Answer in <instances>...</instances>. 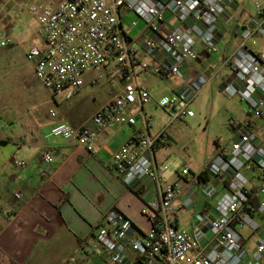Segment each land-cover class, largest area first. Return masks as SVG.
<instances>
[{
    "label": "built area",
    "instance_id": "obj_1",
    "mask_svg": "<svg viewBox=\"0 0 264 264\" xmlns=\"http://www.w3.org/2000/svg\"><path fill=\"white\" fill-rule=\"evenodd\" d=\"M31 1L26 8L37 17L44 43L31 47L26 58L35 63L37 80L47 90L70 98L91 74H95L94 84L105 77L123 82L121 91L90 121L74 126L62 120L51 134L91 148L99 132L134 128L114 153L110 167L128 187L140 192L145 202L141 215L150 228L143 232L125 214L110 210L96 228L90 264H264V142L257 133L258 122L264 120V7L254 3L257 13L239 25L237 48L221 66L229 70L221 90L246 105L243 120L227 122L231 148L212 161L206 173L196 174L185 166L179 180L170 181L157 155L171 143L170 125L195 116L192 105L198 89L183 88L163 97L159 106L170 121L153 134L154 122L146 111L151 94L137 79L149 71L162 78L182 76L194 63L220 56L237 2ZM129 13L143 23L140 29L136 21L124 23ZM172 15L176 22L170 25ZM132 30L137 34L132 35ZM139 43L149 60L139 57ZM12 44L0 30V50ZM152 60L156 65L148 63ZM50 116L58 118L53 110ZM54 154L53 149L43 150L40 162L51 164ZM15 165L25 168L27 162L16 160ZM250 168H259V173L249 178L243 170ZM222 188L226 193L209 210L208 225H202V217L193 230L178 226V211L212 201Z\"/></svg>",
    "mask_w": 264,
    "mask_h": 264
},
{
    "label": "crops",
    "instance_id": "obj_2",
    "mask_svg": "<svg viewBox=\"0 0 264 264\" xmlns=\"http://www.w3.org/2000/svg\"><path fill=\"white\" fill-rule=\"evenodd\" d=\"M231 14L232 19L220 52L219 59L222 62L236 50L238 27L247 18L239 20L237 8H233ZM35 17L26 15L25 21L22 20L23 25H18L12 15L0 20V30L13 40L10 47L20 46L25 57L31 47L42 46L44 43ZM169 22L170 25L175 24L173 15L169 17ZM140 23L138 22V29L143 26L141 21ZM134 31L136 30H132V35L138 32L137 30L133 34ZM37 36L42 38L38 43L35 41ZM138 49L139 57L149 60L141 43L138 44ZM209 61L211 59L194 63L184 75L177 76V81L171 84L173 94L183 88L198 89L206 81L199 74L207 68L205 65ZM31 63L35 73V63ZM152 63V66L156 65L154 61ZM222 70L214 76L215 79L222 76ZM148 73L150 72L141 74L137 83L152 95L154 88L149 86L151 75ZM227 74L225 77L220 76V84ZM94 77L95 74L89 75L84 86L76 92L78 106L67 110L64 116H58L50 125V130L62 120L74 126L87 123L123 87V82L119 80L118 90L106 101L99 102L95 91L100 82L94 84ZM81 104L88 107H94L95 104V109L89 115H82L78 109ZM158 129L154 126L151 131L155 134ZM133 133L134 128L130 126L99 132L91 148L58 137L49 139L44 130L33 121L29 130L0 135V264H10L11 261L17 264H90L96 228L112 209L125 214L141 231H147L150 224L141 215L145 202L140 192L128 187L118 172L110 167L114 153ZM257 133L264 142V120L258 122ZM169 136L171 143L158 152V162L166 159L163 150L172 147L177 141L173 134L169 133ZM45 149L55 151L51 164L40 162L41 152ZM219 155L220 153L217 156ZM16 160L26 161L27 166L17 167ZM207 168L208 165L199 173ZM177 180L178 174L172 181ZM225 193L226 190L222 188L212 201L199 202L194 209L178 211V226L193 230L197 226V220L202 217L205 218L202 225H208L206 218L209 210ZM16 194H21V199Z\"/></svg>",
    "mask_w": 264,
    "mask_h": 264
},
{
    "label": "rangeland",
    "instance_id": "obj_3",
    "mask_svg": "<svg viewBox=\"0 0 264 264\" xmlns=\"http://www.w3.org/2000/svg\"><path fill=\"white\" fill-rule=\"evenodd\" d=\"M235 1L239 10V20L256 13L255 2H259L264 7V0ZM29 3L32 1L0 0V20L12 15L18 25H23L22 20L25 21L26 15H33L26 8ZM134 20L140 23L137 15L130 13L125 23L128 25ZM41 40L39 36L35 39L36 43ZM219 58L220 56H214L211 61L206 62L207 68L199 74L206 81L196 91L192 105L195 116L183 122H175L169 127V133L173 134L177 141L172 147L163 150L166 159L159 162V165L165 178L170 181L174 180L185 166L198 174L214 161L219 153L221 155L224 150L231 148V130L227 122L232 118L239 120L245 118V103H242L238 97L226 95L221 90L225 80L220 84L219 78L225 77L227 70L221 69L222 60ZM148 63L153 65L151 61ZM220 69L223 72L222 76L215 79L214 76ZM149 72L148 74L151 75L149 86L153 87L154 91L146 106L147 113L152 118L155 128H159L160 131L168 125L170 116L159 106V101L164 96L173 94L171 84L176 82L178 77L161 78ZM118 87L119 79L106 77L102 79L99 88L95 91L98 101H106L118 90ZM75 95L68 98L66 95H53L47 90L37 80L33 65L24 56L20 46H8L0 50V128L2 129L0 135L29 130L33 121L44 130L49 139H52L54 136L49 127L57 119L51 118L50 111H55L59 117L64 116L67 110L78 106ZM92 107L81 104L78 109L81 110L82 115H89L94 111L95 104ZM243 173L252 178L259 173V168L244 169ZM255 184H259V180H255ZM261 198L264 199V194ZM255 240L254 238L251 241V248Z\"/></svg>",
    "mask_w": 264,
    "mask_h": 264
},
{
    "label": "trees",
    "instance_id": "obj_4",
    "mask_svg": "<svg viewBox=\"0 0 264 264\" xmlns=\"http://www.w3.org/2000/svg\"><path fill=\"white\" fill-rule=\"evenodd\" d=\"M203 173H206V170L205 171H203ZM202 177V176H201ZM10 264H17L16 262H14V261H11L10 262Z\"/></svg>",
    "mask_w": 264,
    "mask_h": 264
}]
</instances>
